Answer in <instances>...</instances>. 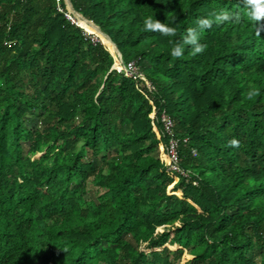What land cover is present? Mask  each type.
I'll use <instances>...</instances> for the list:
<instances>
[{"label": "trees", "instance_id": "obj_1", "mask_svg": "<svg viewBox=\"0 0 264 264\" xmlns=\"http://www.w3.org/2000/svg\"><path fill=\"white\" fill-rule=\"evenodd\" d=\"M70 2L144 79L56 0H0V264H264V19L241 0ZM219 11L239 22L170 57ZM163 111L190 181L168 170Z\"/></svg>", "mask_w": 264, "mask_h": 264}, {"label": "clouds", "instance_id": "obj_2", "mask_svg": "<svg viewBox=\"0 0 264 264\" xmlns=\"http://www.w3.org/2000/svg\"><path fill=\"white\" fill-rule=\"evenodd\" d=\"M241 5L245 8L248 18L255 24L264 19V0H241ZM237 22H239L238 17L227 11H219L209 16L197 18L195 27L187 28L179 41H169V43L173 44L169 52L170 57L174 59L181 58L184 55L185 46L188 47L190 54L193 56L202 54L206 45L201 42V36L205 32L213 29L214 26L220 28ZM143 31L158 33L162 37H175L177 34L174 27L168 26V23L159 22L151 15L144 18ZM257 35H260L258 31ZM228 146L238 148L239 142L236 139H232Z\"/></svg>", "mask_w": 264, "mask_h": 264}, {"label": "built area", "instance_id": "obj_3", "mask_svg": "<svg viewBox=\"0 0 264 264\" xmlns=\"http://www.w3.org/2000/svg\"><path fill=\"white\" fill-rule=\"evenodd\" d=\"M57 1V7L58 10L61 13H64L66 18L71 21L73 24L77 25L78 23L75 21V15H73L66 7V9L61 8V0H56ZM65 2V0H64ZM66 3V2H65ZM86 34H89L85 31ZM91 35V34H89ZM92 38L91 40L93 42H98L101 41L99 38L94 37V35H91ZM117 70L119 73L123 74L125 77L132 79L135 81L138 85L142 86V81L144 79V74L142 73L140 67L136 64V62L131 61L128 63H124L123 61L118 63V65L113 68ZM147 87L151 90L154 91L155 88L151 83L147 84ZM160 122L162 125V133L163 136L167 138V146H166V151L168 155V170L174 174H177L183 178H185L187 181H190V173L185 171L181 167V158H180V144L181 142L186 143L188 141L187 139H183L181 141L180 138L176 137L174 133V122L173 120L167 115L165 111L161 112L160 114ZM181 141V142H180ZM195 154V151L193 152ZM196 184V183H194Z\"/></svg>", "mask_w": 264, "mask_h": 264}, {"label": "water", "instance_id": "obj_4", "mask_svg": "<svg viewBox=\"0 0 264 264\" xmlns=\"http://www.w3.org/2000/svg\"><path fill=\"white\" fill-rule=\"evenodd\" d=\"M65 2H66L65 5H66L67 9H68L73 15L77 14V15H79L84 21H86V22H88V23H90V24H93V25L99 30V33H100L102 36H104V37H105V38H106V39L112 44L113 48H110V47H108V45H107L103 40L100 39L101 42L103 43V45L106 46V47H107L108 49H110L111 51H113V53L115 54V64H114V66H113V68H115V67L118 65V63H120V62L123 61V60H122V55H121L120 51L118 50L117 46L112 42V40L109 38L108 35H106L105 33H103V32L99 29V27H98L97 25H95L92 21L87 20L86 18H84L81 14L77 13V12L74 10V8H73V6H72L70 0H65ZM70 8H71V9H70ZM77 26L83 29V27L80 26L79 24H77ZM83 30H84V29H83ZM84 31H85V30H84ZM113 68H111V69H113Z\"/></svg>", "mask_w": 264, "mask_h": 264}, {"label": "rangeland", "instance_id": "obj_5", "mask_svg": "<svg viewBox=\"0 0 264 264\" xmlns=\"http://www.w3.org/2000/svg\"><path fill=\"white\" fill-rule=\"evenodd\" d=\"M104 41L108 45V47L111 48L110 42L106 38H104ZM28 126H29V128L35 130V129H37V128L40 127V124L36 120L33 119L30 122H28ZM39 157H40V155H37V156H35V159H38ZM95 191L96 190L94 189V187L92 186V184L89 183L87 198L89 199V198L94 197L95 196Z\"/></svg>", "mask_w": 264, "mask_h": 264}, {"label": "bare ground", "instance_id": "obj_6", "mask_svg": "<svg viewBox=\"0 0 264 264\" xmlns=\"http://www.w3.org/2000/svg\"><path fill=\"white\" fill-rule=\"evenodd\" d=\"M71 9V8H70ZM75 21L79 24V25H81L82 27H83V29L87 32V33H89V34H91V35H94V36H96L97 38H99V39H101V40H103L104 41V36H102L100 33H98V32H92V30H95V26L93 25V24H91V25H88L87 23H85L82 19H81V17L79 16V15H77V14H75ZM87 27H89L90 29L88 30V29H86ZM95 37V38H96ZM110 45H111V48H113V46H112V44L110 43Z\"/></svg>", "mask_w": 264, "mask_h": 264}]
</instances>
